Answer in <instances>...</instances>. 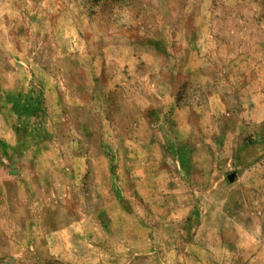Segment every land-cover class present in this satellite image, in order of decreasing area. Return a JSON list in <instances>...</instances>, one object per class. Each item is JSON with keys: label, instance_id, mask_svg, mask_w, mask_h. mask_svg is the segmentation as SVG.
<instances>
[{"label": "rangeland", "instance_id": "374dc122", "mask_svg": "<svg viewBox=\"0 0 264 264\" xmlns=\"http://www.w3.org/2000/svg\"><path fill=\"white\" fill-rule=\"evenodd\" d=\"M0 264H264V0H0Z\"/></svg>", "mask_w": 264, "mask_h": 264}]
</instances>
